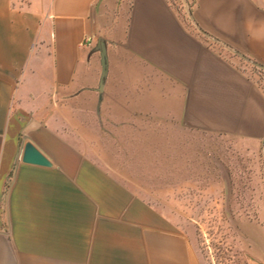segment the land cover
I'll return each instance as SVG.
<instances>
[{"label":"crops","instance_id":"crops-1","mask_svg":"<svg viewBox=\"0 0 264 264\" xmlns=\"http://www.w3.org/2000/svg\"><path fill=\"white\" fill-rule=\"evenodd\" d=\"M194 23L264 65V0H0V264H198L102 151L140 126L218 133L264 182V85Z\"/></svg>","mask_w":264,"mask_h":264},{"label":"rangeland","instance_id":"rangeland-1","mask_svg":"<svg viewBox=\"0 0 264 264\" xmlns=\"http://www.w3.org/2000/svg\"><path fill=\"white\" fill-rule=\"evenodd\" d=\"M140 126L103 138L123 184L191 239L198 264H263L264 182L256 155L237 139L192 129Z\"/></svg>","mask_w":264,"mask_h":264},{"label":"water","instance_id":"water-1","mask_svg":"<svg viewBox=\"0 0 264 264\" xmlns=\"http://www.w3.org/2000/svg\"><path fill=\"white\" fill-rule=\"evenodd\" d=\"M187 13H188V17L191 19V11L190 8L187 6ZM194 25L198 28V26L194 23ZM202 34H204V36L208 37L210 40L220 44V46L230 50L231 52L235 53L237 56H239L240 59L256 66L259 69L264 70V65L259 64L258 62L244 56L243 54H241L238 50L224 44L223 42H221V40L207 34L206 32H203L200 28H198ZM23 159L26 161H30V162H35V163H43L45 162L43 157L30 145L27 144L25 146V150H24V155H23Z\"/></svg>","mask_w":264,"mask_h":264},{"label":"trees","instance_id":"trees-1","mask_svg":"<svg viewBox=\"0 0 264 264\" xmlns=\"http://www.w3.org/2000/svg\"><path fill=\"white\" fill-rule=\"evenodd\" d=\"M253 73L257 76L258 82L264 85V70L257 68L256 66L250 65Z\"/></svg>","mask_w":264,"mask_h":264}]
</instances>
